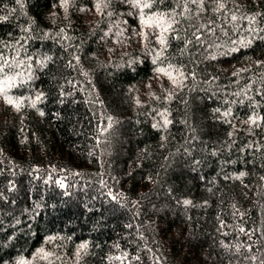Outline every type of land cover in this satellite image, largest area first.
Returning a JSON list of instances; mask_svg holds the SVG:
<instances>
[{"label":"trees","instance_id":"obj_1","mask_svg":"<svg viewBox=\"0 0 264 264\" xmlns=\"http://www.w3.org/2000/svg\"><path fill=\"white\" fill-rule=\"evenodd\" d=\"M82 1L0 0V264H264V0ZM124 3L152 58H101Z\"/></svg>","mask_w":264,"mask_h":264},{"label":"rangeland","instance_id":"obj_2","mask_svg":"<svg viewBox=\"0 0 264 264\" xmlns=\"http://www.w3.org/2000/svg\"><path fill=\"white\" fill-rule=\"evenodd\" d=\"M103 2L104 0H83L78 11L81 20L85 24L97 20L104 9ZM60 8L62 9V5ZM118 17L119 20L115 21L104 34L101 58L107 61L152 58L164 32L162 22L159 21V26H157L158 20L145 16L140 4L124 3L123 7H120ZM142 21H148V23ZM178 82L179 75L177 73L155 70L149 81L133 86L131 92L137 104L140 105L158 99L160 96L167 97L179 86ZM13 84H16L14 79L11 80L10 77H6L3 68L0 67V108L2 105L8 104L9 101L12 103L8 89ZM157 118V126H161L165 122L161 112L157 113ZM49 253L44 248L37 252L31 260L24 261V263L44 262Z\"/></svg>","mask_w":264,"mask_h":264},{"label":"snow or ice","instance_id":"obj_3","mask_svg":"<svg viewBox=\"0 0 264 264\" xmlns=\"http://www.w3.org/2000/svg\"><path fill=\"white\" fill-rule=\"evenodd\" d=\"M148 6H149V5H147V4L145 5V7H148ZM221 7H223V5H221ZM233 19H235V17H233ZM142 22H143V23H146V24L148 23V21H142ZM159 23H160V22L158 21V22H157V26H159ZM160 42L163 43L164 41L161 40ZM161 71H163V69H161ZM9 103H11V101H9Z\"/></svg>","mask_w":264,"mask_h":264}]
</instances>
